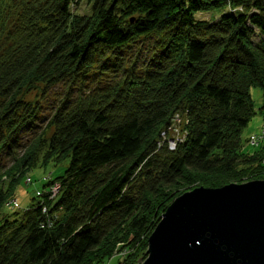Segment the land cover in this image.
<instances>
[{
	"label": "trees",
	"instance_id": "trees-1",
	"mask_svg": "<svg viewBox=\"0 0 264 264\" xmlns=\"http://www.w3.org/2000/svg\"><path fill=\"white\" fill-rule=\"evenodd\" d=\"M134 48L141 63L122 57ZM257 113L264 0H0V264H105L124 247L119 264H138L181 187L261 179L264 149L241 136ZM175 114L186 134L170 151L157 142ZM60 163L54 198L3 212L28 170Z\"/></svg>",
	"mask_w": 264,
	"mask_h": 264
},
{
	"label": "water",
	"instance_id": "water-1",
	"mask_svg": "<svg viewBox=\"0 0 264 264\" xmlns=\"http://www.w3.org/2000/svg\"><path fill=\"white\" fill-rule=\"evenodd\" d=\"M138 264H264V180L198 187L160 216Z\"/></svg>",
	"mask_w": 264,
	"mask_h": 264
},
{
	"label": "rangeland",
	"instance_id": "rangeland-1",
	"mask_svg": "<svg viewBox=\"0 0 264 264\" xmlns=\"http://www.w3.org/2000/svg\"><path fill=\"white\" fill-rule=\"evenodd\" d=\"M88 8L86 7L85 1L81 3V5L78 8L79 14H87ZM219 12L215 13H198L195 15V18L200 20H217L219 17ZM147 43L149 42H138L136 43L138 48L146 47ZM142 51V52H141ZM141 52V53H140ZM136 53L140 54L141 58L138 60L139 63L142 62V57L144 50H139V52L134 49L127 50V53H123L122 57L129 58L130 56H135ZM66 86L65 85H59L53 89L50 90V92L42 99V107L44 108V111L42 113V121L38 123V125H46L47 120L49 118L50 111L66 96ZM250 96L252 103L254 107L257 109L260 107L262 103V91L259 87L253 86L250 88ZM180 117V116H179ZM178 118V115L175 114V116L170 121V125L167 127L166 130L161 131L160 133V139L157 142V146H161L163 143H166V146L168 150L173 151L176 146V142L180 143L181 140L183 141L185 137V120L183 117L181 119ZM257 135V142L258 144L254 147L250 144L249 138L251 135ZM242 141L244 150L248 153L253 154L256 149L263 148L264 149V118L261 116V114H256L253 119L250 121V123L247 125L246 128L242 131ZM29 138V135L24 136L23 140H26V138ZM179 140V141H177ZM174 144V149L171 148V146ZM264 160V157L261 159ZM9 165V164H8ZM65 163H60L57 167L47 166L46 168H33L32 170H28L25 175L20 177L18 180V183L14 186L13 191L11 192L10 197L6 200L4 203V213H22L27 209V207L30 205V202L32 199H34L37 192H40L39 195L46 194L50 195L49 198L52 199L56 196L58 192V185L57 184H48V182L55 177L59 176L65 167ZM263 167V166H262ZM261 176V179L264 180V168L261 169V174H257ZM245 179L241 183H245L248 181L253 180H261V179H253L249 178L251 175L244 176ZM237 183V184H241ZM50 185V186H49ZM203 187L200 186L198 183L191 184L188 186H183L179 189V192L175 195V197L171 198L168 205L179 195H181L184 192L191 191L194 188ZM205 188V187H204ZM45 209L43 208V212ZM123 245V244H121ZM127 247H124L123 250H121V253L118 251L113 252L115 256H113L111 259L107 260L105 264H119L121 261V256L126 255L125 251ZM129 251V248H127ZM140 252H138V255ZM95 258V256H92V259ZM140 261H142V258ZM137 259V261L139 260Z\"/></svg>",
	"mask_w": 264,
	"mask_h": 264
},
{
	"label": "built area",
	"instance_id": "built-area-1",
	"mask_svg": "<svg viewBox=\"0 0 264 264\" xmlns=\"http://www.w3.org/2000/svg\"><path fill=\"white\" fill-rule=\"evenodd\" d=\"M178 118L181 119V117H179V116H178ZM177 141H179V140H177ZM181 142H182V140H181ZM249 142H250L251 145H253L255 147L258 144V142H259V141L257 142V135H255V134L251 135L250 138H249ZM176 143H178V142H176ZM173 147H174V144L171 146V148H173ZM261 165L263 166L262 168H264V160H262Z\"/></svg>",
	"mask_w": 264,
	"mask_h": 264
}]
</instances>
